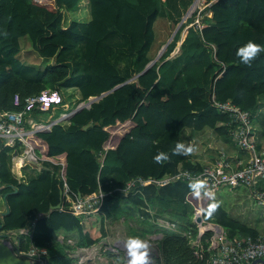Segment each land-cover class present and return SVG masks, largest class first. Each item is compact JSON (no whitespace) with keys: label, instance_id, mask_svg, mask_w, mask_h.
Returning a JSON list of instances; mask_svg holds the SVG:
<instances>
[{"label":"trees","instance_id":"trees-1","mask_svg":"<svg viewBox=\"0 0 264 264\" xmlns=\"http://www.w3.org/2000/svg\"><path fill=\"white\" fill-rule=\"evenodd\" d=\"M81 1L0 0V112L22 110L25 98L45 89L75 88L84 102L111 90L67 123L28 135L27 140L42 156L64 163L63 174L72 192L104 193L99 208L103 236V220L113 215L116 204L120 210L141 209L145 225L141 237L154 231L162 234L156 240L155 264H211L207 245L212 231H204L194 246L183 234L198 233L192 222L195 207L205 221L220 225L229 239L264 235V227L260 230L231 215L215 192L201 189L197 196L189 187L191 180L179 178L162 186L136 185L123 191L139 175L201 171L203 164L173 155L185 129H210L231 141L235 122L212 105L213 95L219 102L230 100L248 110L261 125L264 139V114H257L264 103V52L251 68L236 56L248 41L264 45V0H205L200 27L193 23L194 12L160 58L130 81L151 61L156 18L170 17L176 25L182 16L179 9L186 10L192 0H86L89 18L65 22V12L76 10ZM185 27L178 51L170 56ZM23 38L41 58L52 61L41 66L22 61ZM12 149L0 139V198L8 210L0 213V232L18 233L29 227L28 234H17L19 249L31 243L47 247L45 264H71L70 244L57 241L59 233L74 238L77 247H90L98 239L84 229L83 217L68 210L64 195L61 198L60 166L44 161L39 171L30 168L19 180L11 171ZM160 152L169 159L156 164L153 158ZM58 203L59 208L51 209ZM213 204L218 207L209 215ZM148 207L175 219L177 228L150 223L154 215ZM107 255L118 258L110 250Z\"/></svg>","mask_w":264,"mask_h":264},{"label":"built area","instance_id":"built-area-1","mask_svg":"<svg viewBox=\"0 0 264 264\" xmlns=\"http://www.w3.org/2000/svg\"><path fill=\"white\" fill-rule=\"evenodd\" d=\"M193 23L200 27L198 18ZM211 101L213 106L220 112L227 113L235 122L236 127L231 131L230 137L238 150L247 153L246 162H240V167L236 166L225 152H221L212 164L204 165L202 170L197 173H192L187 169H179L174 174H166L162 177L139 175L129 180L123 191L128 192L136 185L162 186L180 178L194 182L202 181L204 183L202 189L212 193L217 192L222 186L229 188L243 186L248 189L250 196L264 207V147L258 144L251 113L230 100L219 102L214 95L211 97ZM81 106L88 107L89 104L81 101L75 106L68 107L61 91L45 89L37 95L25 98L22 110L0 112V139L4 141L5 146L12 147L13 152H16V155L12 156L11 171L19 180H24L25 172H29L30 168L39 171L44 161H52L59 165L63 195L69 203L67 208L72 214L85 217L99 212L104 193L99 190L91 195L81 196L72 192L63 174L64 163L42 156L27 140L28 135L40 131H49L57 123H67L69 116ZM58 110L61 112L56 116L55 112ZM44 113L48 114L47 118L42 117ZM25 168L27 171L24 170ZM195 213V217L201 215V210L196 208ZM203 222L202 218L199 224ZM158 223L161 227L176 229L174 221L167 220ZM210 225L205 226L206 229H202L197 242L204 231H212L207 246L211 264H264V235L255 238L247 236L229 239L220 225L216 223ZM28 232L29 227L18 230L19 234H28ZM18 233L9 231L3 234L0 232V240L6 241L14 248V251L17 250V252L15 251L16 255L29 259L31 264H45L48 255L47 248L31 243L27 249H19ZM161 236L162 234L159 232L155 239H159ZM68 242L73 243L71 239H68ZM82 250L85 248L80 251ZM81 261H83L82 257L79 262Z\"/></svg>","mask_w":264,"mask_h":264},{"label":"rangeland","instance_id":"rangeland-1","mask_svg":"<svg viewBox=\"0 0 264 264\" xmlns=\"http://www.w3.org/2000/svg\"><path fill=\"white\" fill-rule=\"evenodd\" d=\"M204 5L205 0H192L186 10L182 11V8L179 9L180 13H182V16L180 21L176 25L173 24L170 17L159 15L156 18L153 24L154 40L149 50V57L151 58V61H154L155 58H157V60L160 58L164 45L172 39L176 28L178 26L180 27L181 24L187 20V18H189L194 12H196V18H200V11L204 8ZM87 6V1L82 0L76 10L65 12V22H69L72 19L87 20L89 18ZM187 27H185L184 31L187 30ZM184 31L181 34V38L184 37ZM179 42L170 56H173L178 51ZM19 58L24 62L36 64L38 66L52 61L41 58L33 50L30 42L26 38L21 39V51L19 53ZM157 60H155V62ZM137 77H135L134 79H136ZM61 92L63 98H65V102L67 103L68 107L75 106L76 104L81 102L79 99V93L75 88L61 89ZM60 112L61 110H58L56 112V116H58ZM257 114H264V103H262ZM44 116L47 117L48 114L44 113ZM253 124L254 127H257V132L261 134V125L258 122L255 123V120L253 121ZM189 132V130H186L183 134V140H186L185 142H183V144L186 148L189 147V143L187 142V140L192 137ZM195 133L197 134L194 137L195 140L194 145L192 147L194 150L191 154H189V156H193L199 159L201 164H212L214 159L217 158L221 152H225L230 160L231 154L229 153L232 152L234 156H237V158H240L241 160L243 159L246 162V157H243L245 156L244 152L238 150V148L234 146L232 140L226 141L223 138L214 134L210 129H207L206 131L200 133ZM204 154H206V156H210L209 158L211 159L205 160V158L203 157ZM214 156L216 157L214 158ZM213 195L214 197H217L219 199L220 204L227 211H229L231 215L238 217L239 219L246 221L250 224L257 225L260 230L264 227V207L262 208V206L259 205L253 197L250 196V193L247 188L243 186H237L233 188H229L228 186H222ZM188 201L191 205L194 203L193 198L191 196L188 197ZM0 207H6L2 198H0ZM131 208L133 207L129 206V208L126 210H120V205L116 204L113 209V215L109 218L105 217V219L103 220V231L105 230L104 236L102 235V232L100 230L101 215L95 214L93 216H90V219H88L87 222L83 223L85 224L84 229L90 231L92 235L98 239V241L90 247H85V250L82 251H80L81 249H79L74 243L68 242L70 244V250L68 249L69 256L73 258L71 264H122V261L127 264V256L124 245L126 241L130 238H139L149 243V264H155L154 260L158 254L156 250L157 239H155V237L157 236L159 231H154L152 233H148L146 236L141 237V230L145 226L142 223L144 218L141 214V209L138 210V212L136 211V209ZM146 210H148L151 215H154L155 218L151 216L149 222L154 224L157 228H161V226L157 225V222H166L167 220L174 221L176 223L177 228L178 222L175 219L166 218L162 214L157 213V208L152 209L148 207V209ZM193 210L194 211L192 216V222L193 220L195 221L196 207ZM195 223L198 226V233L196 236L192 237L190 231H188L187 233L186 231L183 232V234H186V236L188 237V241L191 243L192 246L197 243L198 235L202 231V229H206L205 226H209L213 222L204 220L202 224H199L196 221ZM12 237L15 236L12 235ZM62 237L64 239L66 238L64 234L59 233L56 237L57 241L62 240ZM68 238H70L72 241L75 240L74 238H71V236H69ZM108 250L115 253L118 258L110 257L109 255H107ZM81 257L83 258V261L79 263Z\"/></svg>","mask_w":264,"mask_h":264},{"label":"clouds","instance_id":"clouds-1","mask_svg":"<svg viewBox=\"0 0 264 264\" xmlns=\"http://www.w3.org/2000/svg\"><path fill=\"white\" fill-rule=\"evenodd\" d=\"M262 52H264V45L248 41L244 46L237 49L236 56L241 64L251 68L253 62L259 58ZM193 150L191 146L186 148L184 144L178 143L173 150V155H189ZM168 159V155L164 152H160L153 158L156 164H163ZM189 187L199 196L200 190L204 187V183L202 181H196L190 184ZM217 207V204L211 205L209 215ZM124 247L127 256V264H149L150 245L147 241H143L139 238H130L126 241Z\"/></svg>","mask_w":264,"mask_h":264},{"label":"water","instance_id":"water-1","mask_svg":"<svg viewBox=\"0 0 264 264\" xmlns=\"http://www.w3.org/2000/svg\"><path fill=\"white\" fill-rule=\"evenodd\" d=\"M178 27H179V26H178ZM178 27L176 28L175 32L177 31ZM175 32H174V33H175ZM185 33H186V30L184 31V35H185ZM173 35H174V34H173ZM182 40H183V39H182ZM182 40L179 42V44L182 42ZM169 42H170V41H169ZM169 42H168V43H169ZM168 43H166V44L164 45V48H163V50H162L161 53L164 52V50H165L166 46L168 45ZM161 55H162V54H161ZM155 60H157V58H155ZM155 60H154V61H150V62L146 65V67H145L140 73L136 74L135 76H133L131 79H129V80H127V81H130V80L134 79L135 77H137L139 74L144 73V72H145L150 66H152V65L154 64ZM110 91H111V90H110ZM110 91H108V92H110ZM108 92L102 93V94H101L100 96H98V97H97V96H96V97H90V98L88 99V101L86 102V104H90L91 102H93V101H95V100L101 98L102 96H104V95L107 94ZM83 107H84V106H81V107L75 109V111L71 114V116H72L74 113H76V112H78L79 110H81ZM71 116H69V118H70ZM90 125H91V123H88L87 125H85V126L83 127V129H86V128L89 127ZM13 155H16V152H15V151L13 152ZM60 196H61V198L63 197V191H62V190H60ZM60 206H61V203H58V204H56V205H52V206H50V207H51V209H56V208H59ZM7 212H8V210H5V212L3 213V215L7 214ZM195 221L198 222V223L201 222V221H202V217H201V215H197V216L195 217ZM15 251L17 252V250H15ZM15 251H14V248H13L11 245H9L6 241H2V240H0V264H31V261H30L29 259H27V258H21L20 256L16 255Z\"/></svg>","mask_w":264,"mask_h":264},{"label":"crops","instance_id":"crops-1","mask_svg":"<svg viewBox=\"0 0 264 264\" xmlns=\"http://www.w3.org/2000/svg\"><path fill=\"white\" fill-rule=\"evenodd\" d=\"M183 39V37L181 38V40ZM55 115H56V112H55ZM42 117L43 118H47V117H45L44 115H42ZM257 123V122H256ZM257 129V127H255V130ZM186 130H189V129H185V131ZM207 129H204V130H202V131H198L199 133L200 132H203V131H206ZM185 131H183V134L185 133ZM190 131V130H189ZM256 132V138H258V144H259V146H261V147H264V139H263V137L260 135V133L259 132H257V130L255 131ZM191 135H192V137L191 138H189V140H187V142L189 143V146H191V147H193V145H194V137L196 136V134L197 133H195V132H189ZM183 134H182V138H183ZM186 140H183V142H185ZM183 142H182V144H183ZM188 145V144H187ZM236 147V146H235ZM229 154H231V160H232V162H234V164H236V166H239L240 167V165L238 164V163H240V162H245V160H241L240 158H237V156H234L233 154H232V152L231 153H229ZM244 155L245 156H243V157H246V159H247V153H244ZM12 156H14L13 155V152H12ZM185 157H187V158H190L191 160H193V161H196V162H199V163H201L200 161H199V159H197V158H195V157H190L189 155H185ZM203 157L205 158V160H209V159H211V158H209L210 156H206V154H204L203 155ZM216 156H214V158H215ZM213 158V159H214ZM24 170H26V168L24 169ZM27 171V170H26ZM156 208V207H155ZM5 211V208H3V207H0V213H2V212H4ZM95 214H100L99 212H97V213H92V214H90L89 216H83V223H85V222H87L88 221V219H90L89 217L90 216H93V215H95ZM101 215V214H100ZM162 215H163V213H162ZM164 217H166V218H168V216H167V214L166 215H163ZM85 225V224H84ZM157 225L159 226V223L157 222ZM88 231V230H87ZM88 232H90V231H88ZM91 233V232H90ZM92 234V233H91ZM93 236V235H92ZM68 239H70V238H63L62 237V240H59V242H67L68 243ZM73 243L75 244V240L73 241ZM69 244V243H68ZM79 249H82V248H85V247H78ZM77 248V249H78ZM82 262V261H81ZM81 262H79V263H81Z\"/></svg>","mask_w":264,"mask_h":264},{"label":"bare ground","instance_id":"bare-ground-1","mask_svg":"<svg viewBox=\"0 0 264 264\" xmlns=\"http://www.w3.org/2000/svg\"><path fill=\"white\" fill-rule=\"evenodd\" d=\"M105 198V197H104Z\"/></svg>","mask_w":264,"mask_h":264}]
</instances>
